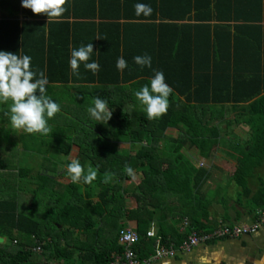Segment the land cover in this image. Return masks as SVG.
<instances>
[{
    "label": "trees",
    "instance_id": "obj_1",
    "mask_svg": "<svg viewBox=\"0 0 264 264\" xmlns=\"http://www.w3.org/2000/svg\"><path fill=\"white\" fill-rule=\"evenodd\" d=\"M136 3L150 5L151 15L137 16ZM65 7L47 22L20 0H0V50L31 56L60 105L47 135L14 129L4 115L9 105H0V262L110 264L123 252L118 235L127 227L140 235L138 258L147 257L154 239L146 232L166 220L165 209L172 218L184 202L181 220L192 207L205 215L209 205L201 191L210 173L189 163L181 148L196 147L203 158L221 149L235 162L227 177L237 187L235 201L264 211V182L256 174L264 163V0H67ZM88 43L99 71L81 63L73 75L71 49ZM144 54L151 67L134 62ZM118 57L127 61L122 71ZM154 70L173 91L167 113L149 120L134 92ZM96 96L112 111L107 122L87 111ZM72 159L85 174L91 165L97 178L65 182ZM105 173L112 174L107 183ZM216 228L202 225L196 234ZM156 234L170 241L161 229Z\"/></svg>",
    "mask_w": 264,
    "mask_h": 264
},
{
    "label": "clouds",
    "instance_id": "obj_2",
    "mask_svg": "<svg viewBox=\"0 0 264 264\" xmlns=\"http://www.w3.org/2000/svg\"><path fill=\"white\" fill-rule=\"evenodd\" d=\"M20 2L23 8L30 9L33 14L46 15L47 22L58 20L67 10L65 7L67 0H20ZM134 10L137 16H149L152 13L151 6L144 3H136ZM93 52L92 43L71 49L69 65L73 75L79 76L81 63L93 74L99 71L98 62H89ZM31 59L27 54L18 55L16 52L0 50V105H9L4 115L9 117L14 129H23L29 134L47 135L52 132L48 120L60 111V105L47 95V77L43 71L32 69ZM133 60L141 67H151V56L148 54L137 55ZM116 67L122 71L127 67V61L123 57H118ZM172 91L173 89L165 82L163 72L154 70V76L150 78L149 83L135 91L134 95L143 106L147 118L152 120L167 113L168 98ZM92 104L87 111L94 120L107 122L111 118L112 111L106 100L96 96ZM66 170L73 183L82 180L86 184H91L98 175L91 165L85 174L84 167L77 159H72L66 165ZM126 171L131 174L132 169L126 166ZM111 175L105 173V183L111 179Z\"/></svg>",
    "mask_w": 264,
    "mask_h": 264
},
{
    "label": "crops",
    "instance_id": "obj_3",
    "mask_svg": "<svg viewBox=\"0 0 264 264\" xmlns=\"http://www.w3.org/2000/svg\"><path fill=\"white\" fill-rule=\"evenodd\" d=\"M246 53L247 51L241 48L239 54H242L243 61L247 65L248 63L243 57ZM245 129V127L240 126L236 131L240 133V135H243L246 131ZM163 148H165L164 144ZM180 151L189 163L198 168L197 162L199 163V160L203 157L200 156L196 147L188 149L181 148ZM212 156L213 155L210 157ZM192 159H194L195 162H193ZM203 159L206 160V158ZM228 161L230 162V165H235L233 160ZM262 167L263 169H261ZM256 174L261 176L264 182V163L256 169ZM209 176L206 185L201 191V193L209 200L205 215H202L193 207L188 212L190 213V216H192L193 219L195 218V221H199V223L196 224L188 214L181 220H177L180 216L179 213H182L183 202L182 204L180 203L182 209L179 206L174 210L172 218H169L171 212H168V210L165 209L163 215H165L166 220L163 219V221L158 223L155 222V224H153L155 233L160 232L161 229V232L167 236L168 240L177 242L180 239L182 240L185 236L187 237L189 234L194 233L188 229H193L196 233L197 229L202 225L207 228L206 230H211L222 224L249 223L255 218L256 210H249L245 198H242V201L239 204L234 199L236 194H234L233 198L231 197V192L235 193L237 189L233 183L229 186L227 185L228 178L225 177L222 182L223 185H221L220 182L217 183L216 181L214 182L213 179H209ZM208 180L210 182H208ZM251 183L252 192H254L257 190V186L260 185V182L256 178L253 179ZM186 230L187 232H185ZM203 232H205V230L200 231V233ZM2 239L3 241L0 243L5 241L4 238ZM0 264L2 263L0 262ZM36 264H40V262L37 261ZM150 264H264V225L254 232L240 237H226L199 242L193 248L191 247L187 251L178 252L172 258H161L151 261Z\"/></svg>",
    "mask_w": 264,
    "mask_h": 264
},
{
    "label": "built area",
    "instance_id": "obj_4",
    "mask_svg": "<svg viewBox=\"0 0 264 264\" xmlns=\"http://www.w3.org/2000/svg\"><path fill=\"white\" fill-rule=\"evenodd\" d=\"M257 212V216L255 215V218L249 223L224 225L222 227L219 226L213 232L204 234L201 233L202 235L200 236H197V234L194 232L193 234H189L187 237L185 236L184 239L178 244L174 242L165 243L157 234H155V238H153L152 231L154 230V228L152 225L150 229L146 232V235H150V237L154 239L153 252L147 257L143 258H138L136 252L133 250V246L139 240L138 233L134 229H132V227L121 229L118 235V242L123 245V252L121 255H115L114 259L110 262V264H150V262L153 261L154 258L161 259L166 258L168 256H172L174 250H177L180 245H185L188 247L191 245V247H193L199 242L213 240L218 237H240L249 234L264 225V211ZM192 236L193 238H191ZM156 240H159L160 245L156 244ZM157 249L158 253H156Z\"/></svg>",
    "mask_w": 264,
    "mask_h": 264
},
{
    "label": "rangeland",
    "instance_id": "obj_5",
    "mask_svg": "<svg viewBox=\"0 0 264 264\" xmlns=\"http://www.w3.org/2000/svg\"><path fill=\"white\" fill-rule=\"evenodd\" d=\"M171 132V130L170 129H168L167 130V134H169ZM36 144H38V145H40L38 142L36 143ZM16 148H18V146H16ZM32 148V146L30 147V149ZM160 148L161 149H163V143H161L160 144ZM34 149H36V146H34ZM213 156L212 157H210V158H206V160H204L203 158H201V160H199V163L197 162V167L198 168H206L207 170H208V172L211 174L210 176H209V179H213L214 180V182L216 181L217 183L218 182H220V184L221 185H223V180L225 179V177L227 178V176H228V174H229V172L231 173V171L233 170V167L234 166H232V165H230V162L228 161L229 160V158H227L224 154H223V152H222V150L221 149H219V150H215L214 151V153L212 154ZM193 160V162H195V160L194 159H192ZM208 163V164H207ZM166 164V163H165ZM165 164L163 163V167L165 166ZM232 169V170H231ZM261 169H263V167L261 168ZM66 171V170H65ZM66 178V179H65ZM69 176H68V174H67V171H66V173H65V175H64V181L66 182V181H69ZM208 182H210L209 180H208ZM236 187V186H235ZM237 188V187H236ZM231 197L233 198L234 197V193L233 192H231ZM134 204H135V201L133 200V199H131V200H128V206L130 207V208H132L133 206H134ZM257 214H258V212H256V216H257ZM224 225H234V224H222V225H219V226H224ZM188 230H191L192 232H195V230H193V229H188ZM255 231V230H254ZM254 231H252V232H254ZM185 232H187V230L185 231ZM152 233H153V238H155V231L153 230L152 231ZM138 236H140L139 234H138ZM146 237H149L150 238V235H146ZM152 238V237H151ZM191 238H193V236L191 237ZM220 238H226V237H218L217 239H220ZM184 238H182V240H183ZM124 240H125V238H124ZM182 240H180V242L182 241ZM157 242H156V244H158V245H160L159 244V240H156ZM167 241V240H166ZM165 242V241H164ZM170 242H174V241H169L168 243H170ZM180 242H178V243H180ZM166 243V242H165ZM174 243H176V242H174ZM178 243H176V244H178ZM194 245V244H193ZM195 246V245H194ZM193 246V247H194ZM190 247H191V245L188 247V246H185V245H180L179 246V248L177 249V250H174V252L172 253V256H168L169 258H172V257H174L178 252H183V251H187V250H189L190 249ZM192 247V248H193ZM157 248H159V247H157ZM169 250H171V249H169ZM168 250V251H169ZM156 253H158V249H157V252ZM155 260H158L157 258H154L153 259V261H155Z\"/></svg>",
    "mask_w": 264,
    "mask_h": 264
},
{
    "label": "water",
    "instance_id": "obj_6",
    "mask_svg": "<svg viewBox=\"0 0 264 264\" xmlns=\"http://www.w3.org/2000/svg\"><path fill=\"white\" fill-rule=\"evenodd\" d=\"M3 241V239H2V237H0V242H2Z\"/></svg>",
    "mask_w": 264,
    "mask_h": 264
}]
</instances>
